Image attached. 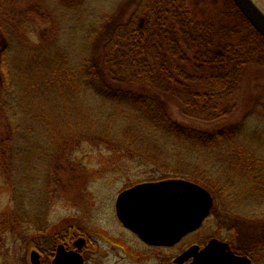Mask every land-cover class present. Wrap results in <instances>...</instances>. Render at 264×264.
Returning <instances> with one entry per match:
<instances>
[{"label": "trees", "instance_id": "16d2710c", "mask_svg": "<svg viewBox=\"0 0 264 264\" xmlns=\"http://www.w3.org/2000/svg\"><path fill=\"white\" fill-rule=\"evenodd\" d=\"M42 1L37 0L34 8L45 6ZM144 1L138 19L132 16L125 21L113 13L91 24L93 12L88 7L82 21L78 19L85 2L60 5L64 26L86 29L91 44L90 50L82 49L84 53L76 59L66 49L41 58L54 43L55 34L43 33L39 42L23 35L32 56L29 64L20 63L24 68L20 75L9 56L11 48L4 47L0 110L3 89L6 117L0 131V165L9 177L32 172L28 156L33 148L27 144L33 125L46 122L53 125L51 137L64 139V147L53 146L49 161L44 162L52 165L47 188L61 181L64 163L71 166L77 162L74 151L84 141L136 157L140 167L144 165L147 179L184 177L196 181L212 192L219 206L230 184L203 160L207 154L219 156L223 164L228 161L239 166L258 185H264L263 156L244 148L241 126L226 120L234 110L233 99L247 66L264 64V36L233 0H207L219 10L205 18L194 13L191 0ZM18 3L0 0V31L11 44L10 31L15 32L10 22L19 20ZM48 8L55 13L54 4ZM66 12L73 19H66ZM86 95L104 104L106 111L101 116L85 105ZM176 102L182 109L179 118L172 109ZM256 103L264 106L263 97ZM36 113H44L43 118ZM57 127H64V136L56 133ZM18 140L19 146L15 144ZM60 157L65 162L54 163ZM26 183L20 178L15 191L32 187ZM16 199L15 211L4 227L21 234L27 215L24 204ZM246 221L251 225L244 222L245 242L259 240L264 255V211H255ZM258 221L261 226L255 227Z\"/></svg>", "mask_w": 264, "mask_h": 264}, {"label": "rangeland", "instance_id": "374dc122", "mask_svg": "<svg viewBox=\"0 0 264 264\" xmlns=\"http://www.w3.org/2000/svg\"><path fill=\"white\" fill-rule=\"evenodd\" d=\"M18 2L20 5L18 3L17 6L21 7L20 11H17V13L20 12L19 16L17 15L19 20L14 19L10 22L13 25V28L10 29L15 32L10 31L12 44L6 42L4 32L0 31V57L4 47L11 48L9 56L17 70H20L17 72L20 75L24 70L20 63L27 65L31 61L32 51L28 45L30 43L27 44L25 41L28 36L39 42L43 33L49 36L55 34L54 43L40 54L42 59L45 55H49V52H64V49L68 51L72 59H76L84 53L83 50H90L91 44L85 35L86 29L84 30L80 26L79 30H71L67 25L64 26V8L60 5L63 7L64 4L73 6L85 2L78 19L82 21V16L85 17V9L88 7L93 12L89 19L91 24L99 22L105 14L113 13L122 16L125 21L132 16L138 19L141 7L145 4L144 0H45L42 2L46 5L40 4L38 10L33 6L37 0H18ZM262 2L264 3V0ZM53 4L56 7L55 13H51L48 8ZM30 8L34 9L29 12ZM191 8L196 15L204 18L219 10L207 0L199 2L191 0ZM23 9H26L25 13ZM65 14L66 19H73L72 15L67 12ZM55 15L58 22L57 27L54 26ZM259 96L264 99V64H250L243 72L240 85L235 93L234 110L226 117V120L228 123H236L241 126L245 138L240 144L264 158V106L258 107L256 99ZM1 98L0 131L5 128L4 119L6 117V108L3 106L5 102L3 89ZM84 102L95 114L101 116L106 111V108L103 107L104 104L101 105L100 100L94 96L86 95ZM40 109L44 110L43 106ZM172 109L177 118L181 117L182 109L177 102L172 105ZM36 114L41 118L44 116V113ZM33 126L32 136L27 144L29 148H33L31 155L28 156V160H31L32 168H34L32 172L28 170L18 178L14 177V180L13 176L9 177L0 165V264H31V242L33 244L34 240L43 237L60 239L64 235V224L68 221L66 215L73 210V200L81 189H87L88 193L101 195L109 200L119 189L147 176L144 165L141 164L140 167L136 157L124 151L84 141L74 151L76 156L74 159L77 162L71 166L64 163L65 169L61 174V181L55 185L51 184L47 188L48 180L51 179L49 173L52 165H45L44 162L49 161V154L53 146L64 147V139L59 141L51 137L53 125L50 126L46 122ZM58 129L55 130L56 133L64 136V127ZM15 144L19 146L21 141L18 140ZM203 160L219 170V175L224 183L226 181L230 184L221 205H225L233 217L241 219L243 225L246 222L247 226H250L251 224H248L250 222L246 220H249L255 211H264V185H258L254 177L246 175L239 166H232L227 158L225 159L227 162L223 164L219 156L211 153L207 154ZM58 161L65 162L64 157L55 159L54 163ZM148 168L150 169V167ZM20 178L24 182L32 184V187L15 191V184ZM16 197L21 200V204H24L23 210L27 215V224L23 226V232H21L24 236L15 234L11 228L4 227V222L9 223L6 218L15 211ZM98 222L99 218H95V223L98 224ZM255 222V227L261 226L259 221L258 224ZM245 229L243 228V235ZM259 264H264V255L261 256Z\"/></svg>", "mask_w": 264, "mask_h": 264}, {"label": "flooded vegetation", "instance_id": "af4514ba", "mask_svg": "<svg viewBox=\"0 0 264 264\" xmlns=\"http://www.w3.org/2000/svg\"><path fill=\"white\" fill-rule=\"evenodd\" d=\"M146 177L119 189L112 197L92 195L81 189L73 210L66 215L60 239L39 238L30 243L38 252L37 264H54L58 246L64 245V264H230L234 256H247L241 264H259V240L245 242L243 222L233 217L225 205L216 203L199 227L179 239L154 243L141 237L119 216V194ZM95 218H99L98 224ZM31 264H35L31 260Z\"/></svg>", "mask_w": 264, "mask_h": 264}, {"label": "water", "instance_id": "95a60500", "mask_svg": "<svg viewBox=\"0 0 264 264\" xmlns=\"http://www.w3.org/2000/svg\"><path fill=\"white\" fill-rule=\"evenodd\" d=\"M240 11L264 36V10L255 0H233ZM211 192L201 184L185 178H165L135 184L123 190L117 201L122 221L144 239L163 243L179 239L197 228L213 206ZM33 263L38 252L33 250ZM247 256L235 257L233 263H247ZM54 264H64V245L58 246Z\"/></svg>", "mask_w": 264, "mask_h": 264}, {"label": "bare ground", "instance_id": "6f19581e", "mask_svg": "<svg viewBox=\"0 0 264 264\" xmlns=\"http://www.w3.org/2000/svg\"><path fill=\"white\" fill-rule=\"evenodd\" d=\"M255 2L264 10V3L262 0H255Z\"/></svg>", "mask_w": 264, "mask_h": 264}]
</instances>
